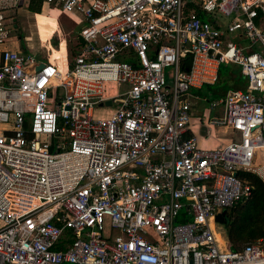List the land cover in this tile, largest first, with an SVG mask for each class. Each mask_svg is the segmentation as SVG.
<instances>
[{
    "label": "built area",
    "instance_id": "1",
    "mask_svg": "<svg viewBox=\"0 0 264 264\" xmlns=\"http://www.w3.org/2000/svg\"><path fill=\"white\" fill-rule=\"evenodd\" d=\"M26 1L0 0V264H264L215 220L252 196L240 172L264 180V0H42L79 25L63 63L8 45ZM224 63L246 86L196 132Z\"/></svg>",
    "mask_w": 264,
    "mask_h": 264
},
{
    "label": "rangeland",
    "instance_id": "2",
    "mask_svg": "<svg viewBox=\"0 0 264 264\" xmlns=\"http://www.w3.org/2000/svg\"><path fill=\"white\" fill-rule=\"evenodd\" d=\"M22 4H20L19 6H17V8L15 9V11H13L14 13H12L13 17L15 15V17L17 18L16 21H14L15 23H20V28L16 29L15 27V35L12 39L11 43H14V45L18 44L21 48H25L26 50H30V53L35 54L40 60H46V58L43 55V51H46V48L42 46L41 44V40H40V35L37 32L38 29V23H37V15L33 12L30 11L29 7H26L23 2H21ZM43 11V8H42ZM43 14L46 17V19L44 20L45 22L47 20H49L53 25V30L51 31L53 33V35L49 36L51 43L54 45L52 48H54L56 50L59 49V52H62V47H63V43L60 44L61 40H64V47H65V43L67 44V52H68V56L70 58V61L73 60L74 56L76 55V53L78 52L79 49V45H80V38H79V33H78V29H79V25H77L75 23V21L73 19L70 18V16H68L67 14L61 13L57 10L48 9L47 7L44 9ZM76 20L80 21L79 17H75ZM18 31V32H17ZM23 31V32H22ZM40 32V31H39ZM19 33H22V37L19 38L18 35ZM48 33V32H47ZM48 35V34H47ZM43 40L47 39L46 34L42 35ZM48 43V41H46ZM13 45V44H12ZM57 45V46H55ZM20 50V49H18ZM51 52V51H50ZM237 69V66L231 63H224L221 67V76L219 78V81L216 84L213 85H205V87H208V89L206 90L207 95L204 99H208V97L210 99L215 98L213 91L217 88H224L227 89L229 87H232L231 84L228 83V75H229V71L230 69ZM173 66H168L166 67V75L168 77V79H170V77H172V73H173ZM110 86H112L110 84ZM200 109V108H199ZM194 110V109H193ZM213 110H211L209 108L208 103H206V107L205 110L203 111V116L202 114H195L192 116V120L196 121L197 119L201 118V117H206V116H210L211 114H213ZM215 130H217V128L214 127ZM228 133L226 135L229 136ZM228 141V140H226ZM249 200L247 199L246 201L242 202L241 204H246ZM217 229L218 231L221 232V229H223L222 232L224 231V225L217 223Z\"/></svg>",
    "mask_w": 264,
    "mask_h": 264
},
{
    "label": "trees",
    "instance_id": "3",
    "mask_svg": "<svg viewBox=\"0 0 264 264\" xmlns=\"http://www.w3.org/2000/svg\"><path fill=\"white\" fill-rule=\"evenodd\" d=\"M29 9L39 14L42 11V0H31ZM188 61L189 58L187 57L183 59L185 69ZM207 89L208 87L204 86L201 94L207 93ZM228 89L230 87L227 89L217 88L213 91V94L217 98L222 96L223 92L225 93ZM239 176L249 180L253 185V194L246 204L240 203L229 210V221L224 225V231L233 250L240 249L245 244L259 238H264V180L258 174L250 171H242Z\"/></svg>",
    "mask_w": 264,
    "mask_h": 264
},
{
    "label": "crops",
    "instance_id": "4",
    "mask_svg": "<svg viewBox=\"0 0 264 264\" xmlns=\"http://www.w3.org/2000/svg\"><path fill=\"white\" fill-rule=\"evenodd\" d=\"M24 5L26 7H29L30 1L29 2L28 1L24 2ZM46 7L48 9L50 8V6L43 5V3H42L43 11H44V9ZM51 9L52 8H50V10ZM43 11H41L39 14L35 13L37 15V23H38V26H39L38 29H37V32L40 35L39 38L41 40V44H42L43 48L44 47L46 48V51H43V52L51 51V49H53L54 56L55 57H61L60 58V62L63 63L64 59H65L63 53L67 52V44L65 43V47H64V40L60 41V44L63 43L62 44L63 45L62 52H59V49H57L58 47L56 48V50L54 48H52L54 45L51 43V40H50L49 36L53 35V33L51 31L53 30L54 25L49 20H47L46 22L44 21L46 19V17H48V16H45L43 14ZM14 20L15 21L17 20L15 15H14ZM16 24H20V23H18V22L15 23L14 22V25H16ZM44 34H46V36H47L46 40H43L42 35H44ZM18 37H20V36L18 35ZM79 38L81 39L80 36H79ZM46 41H48V43ZM11 42L8 43V45L10 47H13V48H16V49H20V51H23L24 53H30L29 52L30 50H26L25 48L23 49L18 44L14 45L15 42L14 43H11ZM55 46H57V45H55ZM67 56H68V52H67ZM68 58H69V56H68ZM69 60H70V58H69ZM228 83L231 84L232 87H245L246 86V81L241 76L238 67H237V69H233V68L230 69L229 75H228ZM202 88H194L193 91H192L193 95L195 96L193 98V107H192V110L194 109L193 110V115L202 114V116H203V111L205 110L206 103H208V99L209 98L208 99H204L206 97L207 93L201 94ZM223 94H224V92H223ZM208 105H209V103H208ZM201 118H203V117H201ZM201 118H199V119H201ZM199 119H197L196 121L192 120V125H193V128L195 129L196 132H198L197 125H199L198 124ZM215 128H217V130H215L214 128H210L208 130V132H206V130H205L206 127L203 128L204 130H202V133H199L200 134L199 135L200 144L207 145V146H210V147H214V146L223 145V144L229 142V138L230 137H228V135H226V134L231 133L230 130L228 128H226V127H215ZM229 136H230V134H229ZM226 140H228V141H226ZM222 231H223V229H221V234H222L224 240L229 242L227 236L225 235V232H222Z\"/></svg>",
    "mask_w": 264,
    "mask_h": 264
},
{
    "label": "water",
    "instance_id": "5",
    "mask_svg": "<svg viewBox=\"0 0 264 264\" xmlns=\"http://www.w3.org/2000/svg\"><path fill=\"white\" fill-rule=\"evenodd\" d=\"M43 66H44V63H41L39 65V69L42 68ZM104 104L110 106L112 104V101L107 100ZM215 220L217 223H220L222 225H226L229 221V211L224 209L223 211L217 213L215 216Z\"/></svg>",
    "mask_w": 264,
    "mask_h": 264
},
{
    "label": "flooded vegetation",
    "instance_id": "6",
    "mask_svg": "<svg viewBox=\"0 0 264 264\" xmlns=\"http://www.w3.org/2000/svg\"><path fill=\"white\" fill-rule=\"evenodd\" d=\"M15 26H16V29H18V30L20 29V30H21V28H20V24H16ZM22 32H23V31H22ZM22 35H23L22 33L19 34L20 37H22ZM20 37H19V38H20Z\"/></svg>",
    "mask_w": 264,
    "mask_h": 264
}]
</instances>
